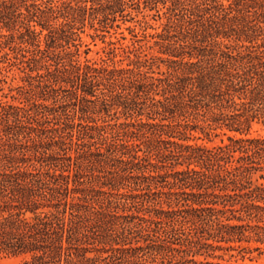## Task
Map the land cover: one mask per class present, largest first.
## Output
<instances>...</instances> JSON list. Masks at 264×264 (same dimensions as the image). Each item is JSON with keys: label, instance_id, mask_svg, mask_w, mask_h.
I'll return each instance as SVG.
<instances>
[{"label": "trees", "instance_id": "obj_1", "mask_svg": "<svg viewBox=\"0 0 264 264\" xmlns=\"http://www.w3.org/2000/svg\"><path fill=\"white\" fill-rule=\"evenodd\" d=\"M4 84L13 264H264V0H0Z\"/></svg>", "mask_w": 264, "mask_h": 264}, {"label": "rangeland", "instance_id": "obj_2", "mask_svg": "<svg viewBox=\"0 0 264 264\" xmlns=\"http://www.w3.org/2000/svg\"><path fill=\"white\" fill-rule=\"evenodd\" d=\"M127 24H131L130 22H127ZM124 31V34L127 37H130L129 32L126 29L121 28ZM151 31V29H150ZM117 37L119 36L118 34L116 35ZM84 39L87 41H90V38L86 35H84ZM112 39H115V37H112ZM122 42L124 43H129V39L127 38L126 40H122ZM104 45V43H102L99 39H96V45L94 44H90V48L91 51L88 54V57H93V58H98L100 55H104V53L101 51V47ZM98 51V53H97ZM15 83V82H14ZM15 85V84H12ZM8 92V84H4L3 86V90H0V99L3 97L2 94ZM7 99H9V97H7ZM254 130H256L258 133H263L264 131L262 129H260V127L258 125H255L253 127V134L257 133ZM219 137H216L213 139V141L211 143H218L219 142ZM18 260L14 259V258H10L7 256H4L2 254H0V264H13L16 263Z\"/></svg>", "mask_w": 264, "mask_h": 264}]
</instances>
